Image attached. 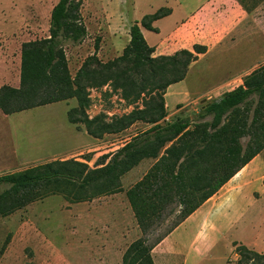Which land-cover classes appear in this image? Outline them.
Here are the masks:
<instances>
[{
    "label": "rangeland",
    "instance_id": "1",
    "mask_svg": "<svg viewBox=\"0 0 264 264\" xmlns=\"http://www.w3.org/2000/svg\"><path fill=\"white\" fill-rule=\"evenodd\" d=\"M57 1L0 0V87L19 86L22 45L48 37L50 12ZM76 1L81 3L79 13L86 28V35L77 43L62 42L71 78L75 77L84 60L93 54L101 63L112 62L121 56L129 42L131 25L141 15L150 12L149 10L162 2V0ZM200 1L192 0L191 7L197 6ZM231 2L238 4L250 15L251 44L255 51L263 50L262 58H257L259 60L253 63L249 72L251 73L264 65V0ZM175 47L176 45H171L163 55H168L167 52L172 53ZM152 56L158 57L161 54ZM208 60L206 65L214 62L215 57L210 56ZM198 74L196 70L189 74L186 83H189L191 90L199 85L193 83L201 85L218 78L211 73L198 78ZM167 89L168 87L165 94ZM176 89L173 88L165 99L167 116L162 124L172 122L176 118L194 117L213 101L205 94L185 103L187 98ZM120 93L118 89L112 90L111 86L89 90L90 105L85 111L87 116L92 118L104 114L108 121L114 115L130 113L134 107L144 109V102H149L150 96L154 94L146 96L142 93L135 104L128 105L121 99ZM257 100L256 95L251 97L246 109L240 111L238 115L240 120L230 116L223 124L238 128L246 119L245 123L249 125ZM76 107V100L69 99L23 111L6 119L0 116V175L18 173L30 166L66 159L83 161L90 158L87 164L93 168V164L100 156L114 153L133 135L150 126L136 122L121 133L105 134L102 138L96 139L86 133L82 124L68 122V111ZM204 121L209 122L210 118L207 117ZM240 144L248 153L254 147L262 146L261 151L264 152V145L259 137H241ZM155 161L145 159L124 174L120 179L121 192L93 197L78 203H70L61 195H49L8 216H0V264H122L125 254L134 253L135 245L139 242L145 247H151L178 220L180 208L177 202L166 205L160 218L153 220L144 232L137 225L126 192L143 178ZM260 175H264V170ZM260 175L246 183L239 197L233 198L231 195L222 197V192L225 191L223 189L213 200L216 203L214 209L224 212L218 214L222 217L215 219L218 229L213 243L216 245L214 251L218 259L216 264H224L223 258L228 256L227 261L235 264L239 256L233 255V252L240 246H245L258 254L264 253V245L257 234L260 229L258 227L264 224V203H258L264 190ZM91 192L92 190L88 189L87 195ZM223 215L228 217L224 218L226 216Z\"/></svg>",
    "mask_w": 264,
    "mask_h": 264
},
{
    "label": "trees",
    "instance_id": "2",
    "mask_svg": "<svg viewBox=\"0 0 264 264\" xmlns=\"http://www.w3.org/2000/svg\"><path fill=\"white\" fill-rule=\"evenodd\" d=\"M80 6L76 0H58L50 12L48 37L22 45L19 86L0 87V111L12 115L75 99L77 107L68 111V122L82 124L93 138L121 133L136 122L150 126L132 136L114 153L100 156L93 168L87 164L90 158L66 159L0 175V216H8L49 195H61L70 203H78L121 192L120 179L124 174L145 159H155L143 178L127 190V200L137 225L144 232L153 220L160 218L168 204L177 202L178 220L151 247L139 242L134 253L125 254L122 261V264H153L150 256L153 246L261 151L263 146L254 147L248 153L246 148L242 149L240 139L259 137L264 145V65L245 76L240 86L224 93L218 101L208 103L194 117L176 118L162 124L167 116L166 88L184 80L189 66L206 48L194 45L192 50L153 57L154 48L147 45L139 25L134 23L121 56L101 63L93 54L71 78L62 42L77 43L85 37ZM168 13L167 9H159L143 16L140 25L154 31L151 23ZM103 86L120 90L121 99L128 105L135 104L142 93L154 94L149 102H144V109L134 107L130 113L114 115L108 121L104 114L89 118L85 112L90 105L89 90ZM254 95L258 100L249 125L246 119L238 128L223 124L230 116L240 120V111L246 109ZM207 117L209 122L204 121ZM88 189L92 192L87 195ZM235 250L239 256L235 264H264V253H255L245 246Z\"/></svg>",
    "mask_w": 264,
    "mask_h": 264
},
{
    "label": "crops",
    "instance_id": "3",
    "mask_svg": "<svg viewBox=\"0 0 264 264\" xmlns=\"http://www.w3.org/2000/svg\"><path fill=\"white\" fill-rule=\"evenodd\" d=\"M191 6L192 0H162L161 4L141 15L134 23L139 25L147 45L154 48L156 55L165 54V50L171 45H176L173 49L175 51L192 50L194 45L206 48V52L199 54L197 60L189 66L184 80L168 87L164 101L173 88H177L178 93L187 98L185 103L205 94L209 95L212 102H216L224 93L242 84L243 77L249 74L253 63L262 58L263 50L253 49L251 44L252 19L238 4L231 0H201L197 6L193 8ZM159 9H167L169 13L151 23L154 31H149L140 25L143 16L153 14ZM172 53L167 52L166 54ZM210 56L215 57V61L206 65ZM193 70L198 71V78H203L208 73L218 78L211 83H201V85L193 83L196 86L199 85L191 90L189 83L186 82ZM0 114L5 119L11 116L4 115L1 111ZM263 158L262 150L230 178L216 194L154 245L150 251L153 264H216L218 259L215 257L216 245L213 243L218 229L215 219L222 217L218 214H224V212L214 209L216 203L213 200L223 189L225 191L222 192V197L228 195L233 198L239 197L246 183L259 176L264 170ZM263 178L264 175L262 185ZM258 203H264V190L261 192V199ZM242 216L243 214L240 218ZM263 225L258 227L260 229L259 233L257 232L262 245H264ZM233 255L237 256L235 252ZM228 257L223 258L224 264H233L227 261Z\"/></svg>",
    "mask_w": 264,
    "mask_h": 264
}]
</instances>
